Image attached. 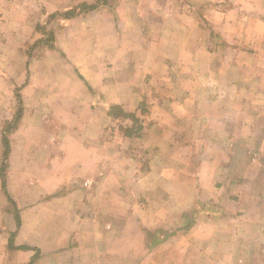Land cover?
I'll list each match as a JSON object with an SVG mask.
<instances>
[{
	"label": "crops",
	"instance_id": "obj_1",
	"mask_svg": "<svg viewBox=\"0 0 264 264\" xmlns=\"http://www.w3.org/2000/svg\"><path fill=\"white\" fill-rule=\"evenodd\" d=\"M50 1L0 0V264H264V0H112L54 48L96 0Z\"/></svg>",
	"mask_w": 264,
	"mask_h": 264
},
{
	"label": "trees",
	"instance_id": "obj_2",
	"mask_svg": "<svg viewBox=\"0 0 264 264\" xmlns=\"http://www.w3.org/2000/svg\"><path fill=\"white\" fill-rule=\"evenodd\" d=\"M112 0H96L94 3H89V2H82L77 6H73L71 8H68L64 11L61 12H56L53 14H48L47 15V23L43 26L39 25L38 26V31H40L43 34V38L40 39L36 44H41L46 47H55V37L54 33L52 30H48V26L52 24L54 21H60L61 25L66 24L68 21L71 19H74L76 17H80L83 15L88 14L89 12L92 11H97L101 7H104L109 4V2ZM115 3L118 0H113ZM20 104L22 105V101H20ZM119 109L117 107H112L111 111H118ZM22 113V107L19 108L18 112V119L15 121L16 123L19 121L20 116ZM120 113H123L120 111ZM116 115V114H115ZM128 114H119L118 117H126ZM6 142V141H5ZM7 144V143H6ZM5 144V147L8 149V145Z\"/></svg>",
	"mask_w": 264,
	"mask_h": 264
},
{
	"label": "rangeland",
	"instance_id": "obj_3",
	"mask_svg": "<svg viewBox=\"0 0 264 264\" xmlns=\"http://www.w3.org/2000/svg\"><path fill=\"white\" fill-rule=\"evenodd\" d=\"M22 2V6H24V4H25V6L27 7V8H25V9H23V8H21L20 7V9H19V13H18V16H21V14L24 12V11H30L31 12V14H32V21L31 22H29L28 24H33V23H35L34 21L35 20H37V18H35V13L36 12H40V8H51V7H54L53 5L52 6H50V5H48L47 4V2H49V3H52V4H54L53 2H51L50 0H46L45 2H39L38 0H26V1H23V0H19V2ZM21 6V5H20ZM65 7H67V5L65 6ZM64 8V7H63ZM29 9V10H28ZM46 9V10H47ZM0 10L2 11L3 10V6H1L0 5ZM17 11H18V9H17ZM32 12H34V13H32ZM15 13L16 12H13L12 11V16H11V18H13L14 16H15ZM17 15V14H16ZM10 18V17H9ZM5 92H7V91H5Z\"/></svg>",
	"mask_w": 264,
	"mask_h": 264
}]
</instances>
